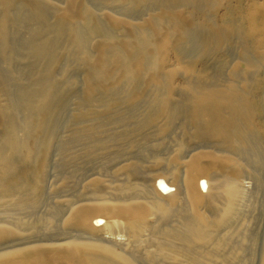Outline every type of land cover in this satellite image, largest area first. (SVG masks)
<instances>
[{
  "label": "bare ground",
  "instance_id": "obj_1",
  "mask_svg": "<svg viewBox=\"0 0 264 264\" xmlns=\"http://www.w3.org/2000/svg\"><path fill=\"white\" fill-rule=\"evenodd\" d=\"M64 1L65 8H58L46 0H0V209L29 213L41 203L48 145L42 150L32 138L42 136L50 141L55 116L65 106L61 95L58 98L63 90L57 77L60 72L68 73L74 57L87 69L84 101L94 108L104 107L105 117L98 112V123L72 132L70 142L86 147L78 157L68 156L61 167L73 160L90 163L97 158L101 167L91 168L95 173L84 186L89 196L67 202L65 208L55 205L51 217L37 222L42 224L17 217L0 219V264H243L247 236L235 241L233 224L243 199L241 180L247 174V178L257 176L249 172L255 164L250 165L249 157L264 163V0L251 1L246 9L237 7L248 28L233 17L232 10H225L219 25L213 23V16L211 22L202 13L207 26L203 28H209L210 35L206 39L203 35L206 41L201 53L188 45L198 52L193 56L186 45L198 38L193 30H200L202 23L198 26L192 14L200 11L194 10L206 4L205 0H102L125 14L159 8L158 14L149 13L139 24L113 15H106V21L88 0ZM213 1L209 3L219 8L228 2ZM11 28L25 31L19 46ZM190 31L195 38L187 40ZM232 39L239 41L236 60L233 57L229 65L223 60L217 67L205 64L209 56L232 49ZM13 53L27 57L25 68H14ZM169 54L177 58L170 67L166 66ZM61 56L66 64L59 71ZM7 72L14 80L10 81ZM17 78L28 83L15 91ZM177 79H181L179 84ZM122 85L130 86L132 93L125 94L126 90L125 96H118ZM146 90H152L151 96H145ZM106 96L134 106L143 101L147 108L140 113V121L112 131L106 129L107 121L120 123L125 116L103 106ZM94 110H81L76 119L96 118ZM183 117L188 127L180 126ZM151 127L163 136L157 141L164 143V137L175 130L183 133L185 141H178L169 154L166 147L168 155H158L164 144L158 141L149 146L152 138L147 129ZM193 141L211 143L214 149L195 151L191 145L189 150L186 144ZM62 147L66 152L71 144ZM23 154L20 168L15 159ZM151 159L154 169H146L144 164ZM116 173L124 179L110 190L106 174ZM142 175L144 184H137ZM68 180L64 178L65 183ZM200 183L209 189L207 196L201 195ZM170 186L176 189L168 192ZM56 215L61 217L59 229L54 224ZM173 217L175 227L169 225ZM261 254L260 264H264V251Z\"/></svg>",
  "mask_w": 264,
  "mask_h": 264
},
{
  "label": "rangeland",
  "instance_id": "obj_2",
  "mask_svg": "<svg viewBox=\"0 0 264 264\" xmlns=\"http://www.w3.org/2000/svg\"><path fill=\"white\" fill-rule=\"evenodd\" d=\"M20 1L23 2L24 0H20ZM51 1L58 8L59 7L65 8V6L67 5V2H65L64 0H58V1L57 0L56 1H53V0L47 1L46 0L47 3L49 2L51 5H53L51 3ZM205 1H207V3L209 5L207 3L206 4L204 3L205 5L204 4H198L197 7L201 6L203 9H201V7H199V9H198L196 7V9L194 11H197V10L201 11L202 10L201 12L198 11L197 13L199 14V12H200V14H202V13H205V15L207 14L206 18L209 17V19H208L209 21H211L213 19L214 22L213 21H211V22H213L216 25H219V21H221L220 17L223 16V13L225 14V12H226L225 10H227V11L232 10V12H234L233 17L235 19L239 20L240 22H243V26L248 28L249 27L248 22L246 20H243L244 13H242V14L238 13L237 12V7H241L243 9H246L247 5L251 1L259 3L262 0H228V2L223 4L222 6L219 5L221 8H219L218 5L214 6V5H216L215 3L211 4L213 0H211V1L210 0H205ZM18 2H19V0H18ZM88 2H89L90 7L92 8V10H94L95 13H97L98 15L104 17V19L106 21H108L107 18H106L107 17L106 15H113V16H116V17H121L123 19H126V20L132 22L133 24H139L143 20L148 18L149 13H150V15H151V13H153L152 15H155L154 13L158 14V11H159L158 7L152 6V7L149 8V10H147L148 8H146V9L143 8L140 11L132 12L133 14L131 12H127V14H125L124 11L123 10L121 11L119 8H114L112 6L110 7V6H107V4L105 5V3L102 2V0H101L102 3H100L99 0H88ZM209 2H211V3H209ZM210 6L213 8V10L215 8L217 10V8H218V11L216 12L214 10V12H213V10L211 9ZM207 7H210V9L208 8L210 11H207L208 9H205ZM227 8H230V9H227ZM152 9H153V11H152ZM194 13L192 14L193 15L192 18H194V20L198 21V22H196L197 24L199 22H200L199 24L202 23L201 26H199V24H198V26H199L198 28H200V27H202V28H200V30L199 29L193 30L194 33H193V31H190V33H188L187 40L194 39L195 37H193V35L194 36L196 35L198 37V38H195V40H193V41L189 40L190 42L188 41V43L186 45L187 46L186 48L188 49L186 51L191 56H193L194 53L198 54V52L200 50L201 51L199 53H201L203 51L204 44H205L206 40H203L202 38H204V36H205V39H206V38H208V35H210L209 28H206L207 26L203 24V19H204L203 15L204 14H202L201 17H200V14L198 15L197 13H195V14ZM212 16H213V18L211 19L210 17H212ZM54 17L57 18L56 15H54ZM54 17H52L53 21L56 20V19L54 20ZM106 21H105V25L109 28V24ZM203 25L206 26L205 27L206 31L204 30V28H203L204 26ZM16 29L17 28H13V29L11 28V34H12V32L14 33V34H12V35H14V37H13L14 41H16L17 45L19 46V42H22V39L24 37L23 35H25V31H24L23 28L20 29L19 31H18V29L17 30ZM197 30L202 32V34L199 32L202 37L198 35L199 34L198 32H197L198 34L195 33V31H197ZM16 31H18L17 32L18 36L16 35ZM191 33H193V35ZM190 35H192L193 38L190 37ZM196 39L198 40V42H196L197 41ZM234 39H236V38L234 37ZM201 41H203V42H201ZM231 41H232L231 43H233L234 45L230 44V46H232L231 47L232 49H230V47H229V49L226 51L227 53L230 54V55H228V57L226 56L227 55L226 52H223L224 54L221 53V52H217L214 56H209L208 59L204 60L206 62L205 64L213 66V67H215V65H216V67H217L218 66L217 64H219L223 60H228V62H225L226 65H229L230 62H232L231 59L234 61V58H235V60H236L238 58V56H236V53L238 55V48L239 47H237V46H238L239 41H238V43H237V41H235L233 39ZM199 43L202 44V45H200ZM188 45H192L191 47H194L195 49H197L198 52L196 50L194 51V49H192ZM235 45H237V46H235ZM91 50H92V52L94 51L93 49H91ZM14 54L15 53H13V55L11 54V56H13V57L15 56L14 57L15 61L13 60L14 61V63H13L14 68L18 69V70L20 68H25L27 66V62H29L27 57L25 55L23 56L22 54L21 55H19V54L18 55H14ZM16 56H18V57H16ZM229 56H230V58H229ZM226 58H228V59H226ZM60 61H61L62 65L60 66L61 70H59V71H62L63 66L66 64V59L64 58V56H61V60ZM80 61L81 60H79L77 58L75 59V57H74V60L72 61L71 66L70 65L68 66L69 67L68 73L66 72V73L62 74V72H60L59 73V77H57V79H58L57 81H59L58 83L61 86L60 87V91L63 90L64 92H66L64 87H66V90H68V91L66 92L67 96L65 95V93L63 91H61V94H59L58 98H60V95H61L62 98H60V102L62 103V100H63L62 105L63 104L65 105V106L63 105L64 108H65V111L63 110L64 108L62 106V108H63L62 110L64 112L62 110H60L56 114L55 117H57V119L56 118L54 119L55 121H54V123H53V125L51 127L52 135L50 137V141H47L48 140V139H46L47 137H42V136H35V137L32 138V140L35 139L34 142L38 143L40 145L39 147H41L42 150L45 148L46 145H48L47 146L48 147V150H47L48 151V153H47L48 164H47V167H46V176L40 182L41 183L40 186L42 187V189L44 188L43 189V197L41 198L40 205L36 208V210L34 212H29V213L27 211H24V212L13 211V210H10L11 208L0 209V219H10V218H13V217H17V218H20L21 220H23L25 222H28L30 224H35L36 223V224L40 225L44 221H46V219H48L49 217L52 216L53 209L55 207L57 208L58 205H59L58 208L59 207L65 208V203L79 200V199L83 198L84 196L85 197L89 196L88 190H84V186L86 185L88 180H90L92 178V176L95 173L94 170L91 169V168L96 167V169H100V167H101V159L97 158V160H94V161H92L90 163L88 161L84 160V159H80V160H76V161L73 160L72 162L67 164L65 166V168L61 167V165L63 164L64 160H67L68 156L69 157H71V156L72 157H75V156L78 157L80 155V153L83 151L84 146L86 147V145H84L85 143H82V142H80L81 144L79 142H78L79 144H77V141L75 142V141H72V140L70 142V137L73 135L72 132L75 129L77 130L78 128H83V127H86V125L89 126V125L95 123L96 119L99 122V117H103L102 119H104V117H105V115H104L105 112L103 110L104 107L94 108V107H91V105H88L89 104L88 102H87L88 104H86V102H85L86 101L85 100L86 99L85 98L86 95L84 93H85L87 87L84 84V79L86 78V76L84 77V75L86 73L85 70H87V69H86V65L82 61H81V63H82L81 64ZM176 61H177V58L173 54H169V56L167 58L166 66H168V67L173 66L174 64H176ZM79 64H80V66H79ZM72 66H73V68H72ZM75 68H76V70L74 71ZM10 72H7L6 76L12 77V78H10V81H11V79L14 80L15 77H14V75L10 76V74H11ZM59 78L61 79V82H60ZM70 82H72V83L70 84ZM180 82H181V79H177L176 80L177 84H179ZM27 83H28V81L25 78H17L16 83L14 84V90L16 91L20 86H25ZM62 83H64V84L62 85ZM65 84H66V86H65ZM125 86H126V88H125ZM62 88H64V89H62ZM123 88H124V90H123ZM129 88H131V87L129 86ZM129 88H128L127 85H122L120 87V89H119L120 91L118 90V92H120L118 94V96H125L124 92L126 90H127L128 93L125 92V94L132 93L131 92L132 88L130 90H129ZM69 89H72V90L70 91ZM147 91L148 90L145 91V94L147 93L145 96H147V97H148V95L151 96L150 94H151L152 90L151 91L149 90L150 92L148 91L149 94H148ZM83 97H84V99L82 100ZM111 97H112V99H111ZM111 97L110 98L107 97V96L105 97V101H107V102L104 101L106 103V105H103V106H106L107 109H109L111 107L110 111L118 113L120 115H123V116H125V118L122 119L120 123L109 119L107 121V123L105 124L106 129H109V130H112V131H115V130L120 131L125 126L131 124L133 121H134L133 122V124H134L135 121L138 122V121L141 120L140 113L141 114L144 113V111L147 108V107L145 108V106L147 105L145 102L144 103H143V101L139 102L138 104H140V105L135 103V106H134V104L131 105L130 103L129 104H125V102H121L122 104H120L119 102L118 103L114 102L113 101L114 97L113 96H111ZM64 98H66V99L64 100ZM81 100H82V102H85V103H82ZM108 106H109V108H108ZM92 108H94L95 110L92 109ZM99 108L102 109V110H100ZM91 109L94 110L93 112H94L95 117L98 115V112H99V117L94 118L92 116H88V117H85L86 119H84V118L83 119L81 118L82 120H80V118H77L79 120L76 119V116H77L78 112H80L81 110L84 111V112H87V110H88L91 113L92 112ZM96 110H98V111H96ZM136 111H137V113H133V112H136ZM130 114H131V116H133L135 114V116H133L135 118L134 119H130V118L126 119V116L127 117L130 116ZM137 116H139L138 119H137ZM90 117H92L93 119L90 118ZM184 117L188 118L186 115ZM184 117H183V120L185 119L186 121L184 122L182 120L180 126L187 125V127H188L189 126L188 125L189 121L186 118H184ZM101 121H103V120H101V118H100V122ZM98 122H96V123H98ZM126 123H127V125H126ZM152 128H153V130H152ZM189 128H191V125H190ZM154 129L156 130V128H154V127H151L149 129H147V133L149 135H151V138H152V139L149 140V143H148L149 146L151 145V143L153 144V142H154L153 145H155L156 143H159L160 140H162L160 138H163V136L160 135V134L157 136L158 133H156V131H154ZM153 133H154V135H152ZM170 134L167 135V137H166L168 139H166L164 137V139H163L164 143H162V141L159 143V144H162V146L164 144V146H163V148L158 150L159 153L156 151V154L158 153V155L159 154L162 155V154L166 153V151L164 150V149H167L166 147H168L167 153L169 154L171 149L173 150L175 148V146L179 142L182 143L181 140L185 141V137L183 136V133H181L180 130H175V132H172L171 136H170ZM0 135H2V131L1 130H0ZM54 135H55V137L53 138ZM152 136H155V137L153 138ZM155 138H156V140H154ZM157 138L160 139V140H158L159 142L157 141ZM71 139H73V138L71 137ZM65 141H66V143H65ZM184 141H183V143H184ZM189 142H187L189 145L186 144L187 146L186 145L185 146L187 148H189L192 145L191 147L195 151H205V150H208V151L211 150L212 151L214 149V146L211 143H208V144L205 143L204 145H202L203 143L200 144V142H199V144H198L196 141H193V143H191V144ZM63 144H65V145L66 144H71L70 150L66 151V152L63 151L64 147H62V146H65ZM50 145H51V147H50ZM199 146H200V148H199ZM197 147L199 148V150H198ZM41 148H40L39 151H41ZM190 148H189V150H190ZM23 157H24V154L21 155L20 157H17L15 159V161H17L16 163L18 164V166L20 168H23V166H24L22 164ZM37 158L39 159L40 157L37 156ZM37 158L35 159V162L38 163V159ZM254 158H256V157H254V156L249 157L250 165H252L253 163L256 164V162L259 161L258 158L255 159L257 161L253 160ZM72 159H74V158H72ZM250 159H252V161ZM119 161L120 160H118L117 162H115L113 164L112 171L116 170V164ZM148 161H149V163L146 162L144 164V167L146 169H150V168L154 169L153 168L154 165H152V164H154L153 163L154 160L151 159V160H148ZM261 162H263V160L262 161L260 160L258 162L259 164L258 163L256 164V166L258 165L257 167H254L255 164L252 165L254 168L251 166L250 170H249L250 173L254 172V176L255 175H257V176L260 175V176L259 177H257V176H255V177L252 176L251 177L249 175V177L247 178V175H248L247 174L241 180V184H240V185L243 186V187L242 186L241 187L243 188V190H244L243 192L244 193H243V199H241L240 200L241 202L239 201V203H238V213H239V215L237 216V219L235 220V222L233 224V228L235 229V231H237L236 232L237 236L235 235L236 238L234 237L235 241H240L241 236H243V235L247 236V240L245 241V250H244L245 252H244V257H243L244 258L243 264H260V261H261L260 259H261V256H262L261 253H263V251H264V250H262L264 248V170H263L264 169V165H263L264 163H261ZM259 165H261L260 169L262 167L261 170L258 169ZM80 168H82L83 170H80ZM255 168H256V171H258V172L255 171ZM147 173L148 172H145V175H148ZM106 175H107L105 177V179L107 181L106 184L110 187V190L115 189L117 187L116 182L119 184L120 181L124 179V176H122V174H117L116 173V175H114V176H110L109 174H106ZM145 175H142L143 178L140 177L135 182L137 184H141L142 183L141 185H143L144 184L143 180H144V176ZM252 175H253V173H252ZM66 177L69 179L68 180V182H69V184H68L69 186L68 187H67V183L68 182L67 183L64 182V178H66ZM202 180L203 181H207L208 186L211 184V181L207 180L206 178H203ZM200 182H202V181H200ZM42 183H44V186H43ZM147 184L148 183L146 182V185ZM202 185H204V186L202 187ZM200 187H201V192H200L201 195L207 196L208 195L207 193H209V189L207 190V187L205 186L204 183H200ZM174 189H176L175 186H170V189L168 190V192H170V191L172 192ZM55 205H57V206H55ZM60 218L61 217L58 216V215L55 216L54 224H55L56 229H59L61 227V221H59ZM173 219L174 220H172V218H171L169 220V225L172 226V227L173 226L175 227L176 218L173 217ZM37 222H42V223H37ZM130 249H132V247H130L129 250ZM240 264H242V263H240Z\"/></svg>",
  "mask_w": 264,
  "mask_h": 264
}]
</instances>
